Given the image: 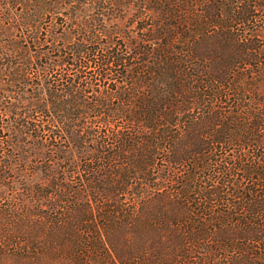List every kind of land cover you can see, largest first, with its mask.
Masks as SVG:
<instances>
[{"label":"trees","instance_id":"obj_1","mask_svg":"<svg viewBox=\"0 0 264 264\" xmlns=\"http://www.w3.org/2000/svg\"><path fill=\"white\" fill-rule=\"evenodd\" d=\"M89 1L100 12L79 26L81 42L65 43L57 60L40 66L65 73L51 81L45 75L33 87L30 110L47 119L36 125L14 103L3 106L17 131L35 137L34 148L57 126L79 152L84 133H92L88 114L102 140L72 168L78 187L62 191L51 174L50 190L29 188L36 200L55 198L53 215L0 207V251L13 244L30 264L38 256L30 253L35 237L28 228L37 219L56 231L61 264H264V0ZM2 3L21 5L16 22L4 26L0 19L1 36L20 28L0 65L12 69L7 85L21 88L34 57L50 59L49 52L37 54V22L61 9L76 17L84 6ZM124 5L135 7L136 27L147 11L155 18L140 26V40L121 45L110 38L121 28H105L102 20L121 18ZM47 31L46 39L67 37ZM96 31L106 42L98 43Z\"/></svg>","mask_w":264,"mask_h":264},{"label":"rangeland","instance_id":"obj_2","mask_svg":"<svg viewBox=\"0 0 264 264\" xmlns=\"http://www.w3.org/2000/svg\"><path fill=\"white\" fill-rule=\"evenodd\" d=\"M81 1L83 3H80L79 5L84 6L82 8L83 11L78 12L79 14H77L76 17H69L66 15L68 10L61 9L60 12L51 14L53 16H50L49 14L47 16L44 15L37 22L39 27L37 29L41 30V32H38L40 40L39 43L42 44L38 46L37 54L41 55L42 52H49L48 56H50V59L44 55L41 57H34L33 62L35 64H31L29 69H27L29 79L26 83L22 84L21 88H18V86L10 87L7 85L9 72L12 69H10L8 63L0 65V141L3 145V147L0 145L3 149L0 153V207L3 211L7 209L10 214L11 212L17 214L21 211V209L24 210L25 208H38L39 210L47 212L52 211L51 213L53 215L54 210L52 209L59 207L58 205L52 206V202L55 201V198L50 196L49 199L46 200H36L32 197L29 188L41 186L44 192L50 190L51 186L48 183L49 179H47L46 176L51 174L57 175V188L62 191L65 190L63 185L65 186L66 184L67 186L69 185L71 189L73 187H78L80 185V179H78V176L80 175L77 171L72 173V168L75 167L76 163L78 164L80 162L81 158L83 159V156L89 154L96 138L102 140L100 135H103V130L95 127V122L91 119L92 116L88 114L85 116L84 122L90 126L88 128H92L93 134L91 133L88 135L84 133L85 141L82 143V148L79 152L69 145L64 137L65 135L62 134L60 128L57 126H51L52 131L44 132L41 138H38L39 142L42 143L44 142V139H46L43 146L38 147L37 145V148H34L35 137H31L27 131H17L13 122V115L10 114L3 106L6 102L14 103L18 107L17 112H23L25 117L29 116L31 118V123L36 125H41V123L47 119L45 113L30 110L34 109V107L30 104L32 102L31 97L34 96V94L31 93L33 92V87L36 84H39L40 80H43L45 75H49L50 81L52 79L55 80L60 78V76L65 77V73L62 68L57 67L53 73L49 74L44 71V69L40 68V66H43L46 62L51 61L53 63V60H57L56 55L60 53L58 48L65 45V43H68L69 45L80 43L82 36L79 35L80 33L77 35L79 26H81L84 20L90 22L93 18L98 16L100 10L93 7L89 0ZM106 2L108 5L110 0H106ZM78 3L79 2H76V4ZM20 7L21 5L13 7L4 3L0 5V19L4 26L11 21L16 22V20L19 19L17 12H19ZM134 10L135 7L131 5H124V7H122V11L117 14L121 18L117 19L114 17H108L106 19V17L103 16L105 19L102 21L104 22L103 25L105 28L111 29L115 26L121 28L122 31L120 33H115L110 37L117 44L123 45L125 40H140L139 38L144 36V31L140 29V26H148L147 24L155 18L154 12L147 11L145 12V17L143 19H139L138 23L140 25L137 24L138 27H136L135 21H131L132 12H134ZM142 14L144 15V13ZM19 29L20 28L13 29V31L11 29L12 37L13 35L18 36ZM33 29V27L32 29L29 27V30ZM23 30L25 29L23 28ZM47 30L52 31V33L58 36L65 34L67 37L64 38V36H62L63 39H52V37H47L46 39V36L49 35V31ZM96 32L99 37L98 43L106 42L108 39L107 35H104V33L101 34L99 31ZM9 37L11 36L0 35V46L4 44L7 48L2 47L0 49L2 54L0 56V61H3L2 56L10 49V45H8L10 39ZM98 43L96 42L95 46L98 45ZM94 68L95 67L92 64L86 69L88 70L87 76L92 74ZM70 72L72 73L73 70H70ZM7 88H11L10 90L12 91H9ZM91 91L87 93V96H91ZM76 129H78V127H76ZM95 129L96 131H94ZM80 130L82 129H79V131ZM96 135L97 137H95ZM10 146H13V149L10 148ZM50 199L51 201H49ZM72 199L76 200L78 204H81L83 201L80 195L73 196L72 194ZM63 205L68 206L69 203H65ZM1 223L0 219V225ZM24 224L25 222H23V225ZM52 229L53 227L49 226L47 223L43 221L38 223L37 219H33L31 226L28 228L29 231H33V236L35 237L32 241L33 243L30 245V253L32 255L37 254L38 257L26 260L30 261V264H61L64 262L63 259L60 261V258H58L55 253V244H53V242L56 243L57 233ZM34 246L39 248L38 252L33 248ZM6 248L7 247H4L3 249L5 250L0 251V264H29L24 262L22 258L18 257V255H20L19 253H15V245L12 244L8 249Z\"/></svg>","mask_w":264,"mask_h":264}]
</instances>
